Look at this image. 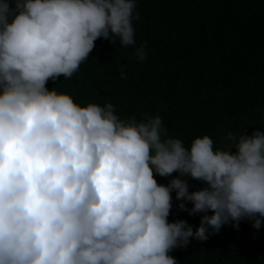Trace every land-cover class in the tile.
Returning a JSON list of instances; mask_svg holds the SVG:
<instances>
[{
	"label": "clouds",
	"instance_id": "obj_1",
	"mask_svg": "<svg viewBox=\"0 0 264 264\" xmlns=\"http://www.w3.org/2000/svg\"><path fill=\"white\" fill-rule=\"evenodd\" d=\"M136 9L137 0H0V264H178L170 253L190 238L245 218L261 227L264 132L186 145L159 115L121 118L111 102L82 106L46 87L71 78L98 38L145 60ZM118 70L126 79L127 64ZM188 178L205 186L189 191ZM173 191L181 210L203 213L195 231L169 221Z\"/></svg>",
	"mask_w": 264,
	"mask_h": 264
},
{
	"label": "trees",
	"instance_id": "obj_2",
	"mask_svg": "<svg viewBox=\"0 0 264 264\" xmlns=\"http://www.w3.org/2000/svg\"><path fill=\"white\" fill-rule=\"evenodd\" d=\"M136 11V46H146L145 60L118 39L98 38L71 78L49 79L46 87L82 106L111 102L121 118L159 115L168 135L186 145L208 135L223 147L228 132L264 126V0H137ZM171 178L156 176L164 185ZM188 183L189 191L205 186ZM172 196L169 221L185 220L195 231L203 213L190 215ZM170 255L178 264H264V231L245 218L205 241L190 238Z\"/></svg>",
	"mask_w": 264,
	"mask_h": 264
},
{
	"label": "water",
	"instance_id": "obj_3",
	"mask_svg": "<svg viewBox=\"0 0 264 264\" xmlns=\"http://www.w3.org/2000/svg\"><path fill=\"white\" fill-rule=\"evenodd\" d=\"M257 130H259L260 132H264V126H256V127L249 128V129L247 130V132H246V135H248V136H252L253 133H254L255 131H257ZM261 227H262V229H263V231H264V218H262Z\"/></svg>",
	"mask_w": 264,
	"mask_h": 264
},
{
	"label": "rangeland",
	"instance_id": "obj_4",
	"mask_svg": "<svg viewBox=\"0 0 264 264\" xmlns=\"http://www.w3.org/2000/svg\"><path fill=\"white\" fill-rule=\"evenodd\" d=\"M174 192V191H173Z\"/></svg>",
	"mask_w": 264,
	"mask_h": 264
}]
</instances>
